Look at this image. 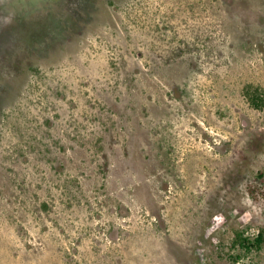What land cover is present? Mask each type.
Wrapping results in <instances>:
<instances>
[{"label":"rangeland","instance_id":"374dc122","mask_svg":"<svg viewBox=\"0 0 264 264\" xmlns=\"http://www.w3.org/2000/svg\"><path fill=\"white\" fill-rule=\"evenodd\" d=\"M264 0H0V264H264Z\"/></svg>","mask_w":264,"mask_h":264},{"label":"trees","instance_id":"16d2710c","mask_svg":"<svg viewBox=\"0 0 264 264\" xmlns=\"http://www.w3.org/2000/svg\"><path fill=\"white\" fill-rule=\"evenodd\" d=\"M245 96L249 104L257 109H264V90L261 88L254 89L252 86H248L245 89ZM233 247L238 248L243 253H252L254 251H262L264 249V231L259 232L257 236L253 238L246 237L244 233L237 232L234 238ZM241 258H236L234 264H239ZM260 264V263H256Z\"/></svg>","mask_w":264,"mask_h":264}]
</instances>
